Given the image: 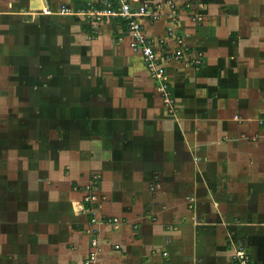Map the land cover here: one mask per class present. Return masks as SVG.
<instances>
[{
    "label": "crops",
    "instance_id": "1",
    "mask_svg": "<svg viewBox=\"0 0 264 264\" xmlns=\"http://www.w3.org/2000/svg\"><path fill=\"white\" fill-rule=\"evenodd\" d=\"M88 1L38 0L31 12L25 0H0V89L27 72L29 43L37 52L33 77L48 68L55 78L50 68L57 65L68 82L61 91L75 102L63 124L51 125L50 157L34 162L33 209L11 215L6 223L15 229L0 231V264H83L90 222L78 202L94 173L100 177L94 207L122 220L118 228L98 225L101 264H240L233 257L241 247L254 256L252 264H264V0H195L199 21L189 0H151L156 16L143 19L146 33L165 36L171 27L188 48L166 66L173 114L121 21L95 27L57 10ZM30 13L32 23H25ZM196 53L199 66L192 64ZM38 54L47 68L37 66ZM77 78L93 87L89 112L75 100ZM16 122L20 130L24 123ZM7 124L0 121L1 131ZM21 148L13 154L17 164ZM3 153L0 190L7 192L15 169L7 165L10 151ZM6 203L19 213V202Z\"/></svg>",
    "mask_w": 264,
    "mask_h": 264
},
{
    "label": "rangeland",
    "instance_id": "2",
    "mask_svg": "<svg viewBox=\"0 0 264 264\" xmlns=\"http://www.w3.org/2000/svg\"><path fill=\"white\" fill-rule=\"evenodd\" d=\"M25 1L27 2L25 4V8L27 10H30L31 12L32 11L35 12L33 8L37 7L36 3L38 0H25ZM193 2H195V0L185 1V5L188 4L186 6L189 9V11H192L194 8L191 5ZM195 13L196 12L192 11L190 15L193 16V14ZM59 15L61 16L62 14ZM67 15L78 16L77 14H67ZM63 16H66V14ZM31 20H32L31 13H30V17L26 15V17L24 18L25 23H29L31 22ZM28 28L31 29L32 27L29 26ZM31 32L33 33V31ZM26 34H29L27 29H26ZM28 44L29 43L25 44L26 56H25V61L22 63L23 67L25 68V71L27 72L22 77V79H19L18 83H17V77L14 78L11 76L8 77L9 86H6L4 84L0 89V102H2V104L0 103V110H2L0 111V113H2L0 116V121L6 122V119H8V124L4 128L7 130L10 129L9 132L7 130L1 131L3 127L0 125V153L4 152L3 154H5L7 153V151H10L9 154L10 158L9 161L7 162V165L9 166V168H13V170L15 169L9 177L10 179L9 181L11 182L10 190H7V192L0 190V231L15 229L14 224L6 223L7 220L10 219L11 215L17 217L18 215L22 217L23 216L26 217L27 213L30 212L31 209H33L29 204V202H31L34 199L35 197L34 194L36 193L37 190H39V186L37 184L38 178L35 176V173L32 172L34 170L33 169L35 164L34 162L38 161L37 160L38 158L39 160L40 159L45 160L50 157V147L53 146V144L50 142L51 140L50 137L53 136V132H54V128L51 125L53 124V122H55V120H57L58 123L63 124V122L59 121V119L63 120L64 118H66L67 114H70L69 108L70 106H72L71 103L74 102V100L72 99V93L69 92L68 94V93H63V90L61 91V89H64V87L67 86L68 83L66 82V78H65L66 74L63 71H61L60 67H58L57 65H52V68H50V70H52L54 72V75L57 76L55 78H50V75H48L49 69L45 66L47 60L43 62L45 57L44 56L40 57L39 56L40 53L38 54L39 62L37 63V66L39 67V63H40V65L43 66L42 69L45 68L47 69L45 70V74H42L40 72L39 78L37 76L33 77V75L36 74L35 72L36 70L34 69L36 66L37 52H35L36 49L32 50V47L29 46ZM34 46L37 45L34 44ZM43 48L44 47H42V49ZM14 57L15 55H12V58ZM14 59L16 60L17 58L15 57ZM13 64L15 68L19 63L15 62ZM62 65L63 63L61 64V66ZM40 69L38 68V70ZM4 88H8V89H4ZM73 89L77 94L75 100L77 101L79 108H82L83 111L86 110V112L91 111L92 103L96 102L95 101L96 96L94 95V90L93 87L91 86V83L88 82L86 78L84 79L77 78L73 82ZM6 104H9L7 107L8 110L6 108ZM17 108L19 109V112L14 113L13 111ZM170 113L172 112L170 111ZM19 119H21V122L24 123L22 124V126L20 125V130H18L17 122H16ZM6 134L8 135V138H5ZM14 139H21L24 141L19 142L18 146L16 145V147H12V145L10 146L7 144L8 141H12ZM22 144H24L25 154L23 156L24 158H22L23 160L21 159L19 164H17L16 161L13 159V157H15L13 156V154L14 155L16 154V151H18L19 147L22 150L23 148V147L21 148ZM1 146L3 148H1ZM1 159H2V154H0V161ZM17 166L18 169L16 168ZM42 170L47 171L46 169H42ZM99 178L100 177L98 173H94L87 182V184L88 183L93 184L91 187L93 189L92 191L98 192L95 189H97L99 185L100 182ZM154 183L157 184L158 181L155 180ZM86 186L87 185L85 184L84 185L85 189ZM85 193L86 190L84 192V195ZM26 195H28L29 197H27ZM6 199L11 201L14 200V204H17L19 202L18 207L17 206L15 207V209L19 210V213H16V210H12V209L10 210L9 206H7ZM79 213H82V211L81 212L79 211ZM31 216L32 214H30V217ZM88 217L90 222L91 215H88ZM0 240H1V234H0ZM116 248H119V245H117ZM249 253H248V257L250 258L249 264L250 263L252 264L254 256L251 253L250 254ZM164 255H167V253H164Z\"/></svg>",
    "mask_w": 264,
    "mask_h": 264
},
{
    "label": "built area",
    "instance_id": "3",
    "mask_svg": "<svg viewBox=\"0 0 264 264\" xmlns=\"http://www.w3.org/2000/svg\"><path fill=\"white\" fill-rule=\"evenodd\" d=\"M98 3H101V5H98ZM171 6L169 18L174 22L178 18V11L176 10L178 6L176 3L175 5L172 3ZM57 10L64 14H77L95 27L104 20L121 21L125 33L130 38L131 47L140 54L148 74L157 82L170 111L172 113L177 111L175 98L169 85L166 66L169 62L188 54V48L185 47L182 35L176 33L171 27H169V31L165 36L154 37L146 33L143 19L156 16L151 0H89L80 7L73 8L72 6L64 5ZM193 18L198 21L202 20L199 12L193 14ZM169 38L173 39L177 44L174 49H171L169 45ZM193 58V65L199 66L203 63L201 53H196ZM261 124L264 129V117L261 119ZM92 185H87V191L83 199L78 202V210L84 214L91 215L90 227L87 229L90 234L89 249L83 264H101L100 252L102 247L98 225L107 222L112 224L114 228H118L121 224L119 217L105 218L99 215L98 210L93 205L98 202L99 196L96 191H92ZM234 257L240 264H249L248 252L242 247L235 251Z\"/></svg>",
    "mask_w": 264,
    "mask_h": 264
}]
</instances>
